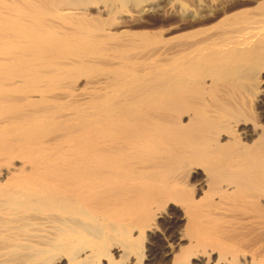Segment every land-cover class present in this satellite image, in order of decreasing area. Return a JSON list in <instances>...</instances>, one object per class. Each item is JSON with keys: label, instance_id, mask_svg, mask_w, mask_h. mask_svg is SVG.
Listing matches in <instances>:
<instances>
[{"label": "bare ground", "instance_id": "6f19581e", "mask_svg": "<svg viewBox=\"0 0 264 264\" xmlns=\"http://www.w3.org/2000/svg\"><path fill=\"white\" fill-rule=\"evenodd\" d=\"M159 236L264 264V0H0V264Z\"/></svg>", "mask_w": 264, "mask_h": 264}, {"label": "rangeland", "instance_id": "374dc122", "mask_svg": "<svg viewBox=\"0 0 264 264\" xmlns=\"http://www.w3.org/2000/svg\"><path fill=\"white\" fill-rule=\"evenodd\" d=\"M157 16V17H156ZM156 17V18H155ZM150 17L152 20H150V18L148 19L149 22L148 24L150 26H157L159 27L160 25H166L167 22H170V17H164L163 15H155ZM161 17V18H160ZM166 19V21H165ZM168 20V21H167ZM158 21V22H157ZM157 22V23H156ZM160 24V25H159ZM153 26V27H154ZM161 27V26H160ZM254 113V114H253ZM251 114L254 116H258V111L256 110L255 107H253ZM146 239V240H145ZM150 240V242H149ZM167 240V239H166ZM153 243V244H152ZM152 244V245H151ZM155 244V245H154ZM149 246V247H148ZM151 246V247H150ZM167 243L166 241L163 239V237L159 236V237H152V238H143L142 240V256L141 258H139L137 261L130 263V260H126V262L124 261V264H146L148 259H153V264H168V260L167 258L164 256V251L166 249ZM155 247V248H154ZM152 249V250H151ZM154 251V252H153ZM156 255V256H155ZM144 256V257H143ZM151 256V257H150ZM147 257H149L147 259ZM146 259V260H145ZM115 261H118L119 258L115 257L114 258ZM166 260V261H165ZM155 262V263H154ZM151 263V264H152Z\"/></svg>", "mask_w": 264, "mask_h": 264}]
</instances>
